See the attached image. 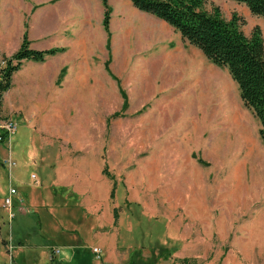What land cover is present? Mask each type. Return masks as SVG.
Segmentation results:
<instances>
[{
    "label": "rangeland",
    "instance_id": "obj_1",
    "mask_svg": "<svg viewBox=\"0 0 264 264\" xmlns=\"http://www.w3.org/2000/svg\"><path fill=\"white\" fill-rule=\"evenodd\" d=\"M86 1L87 17L84 0H0V40L27 24L32 47H65L52 82V57L25 61L13 75L24 106L11 142L0 141V264H13L3 249L22 216L41 236L34 243L54 240L36 221L31 228L30 216H110L104 228L79 224L93 263L264 264L261 123L227 67L131 0H109V51L101 0ZM214 6L226 20L236 15L246 35L259 27L264 38V17L245 3L207 0L206 9ZM47 10L57 36L43 43ZM58 166L68 168L65 191L55 185ZM11 187L18 194L10 222ZM53 198L64 210H53Z\"/></svg>",
    "mask_w": 264,
    "mask_h": 264
},
{
    "label": "trees",
    "instance_id": "obj_2",
    "mask_svg": "<svg viewBox=\"0 0 264 264\" xmlns=\"http://www.w3.org/2000/svg\"><path fill=\"white\" fill-rule=\"evenodd\" d=\"M245 3L252 14L264 17V0H235ZM132 4L148 14L167 22L182 37L197 46L213 63L227 67L238 84L240 97L245 106L259 118L260 136L264 142V38L256 27L251 36L246 35L234 15L226 20L218 6L212 11L205 8L207 0H131ZM103 6L102 25L108 35L107 48L111 50V13L109 0H101ZM27 26V25H26ZM65 51V47L36 49L31 46L28 30H25L20 47L10 56L4 55L0 68V107L3 96L13 85V75L24 60L43 62L47 57ZM111 62L110 56L107 66ZM65 68L60 75L63 76ZM59 79V80H60ZM121 88V87H120ZM124 97L123 109L128 108V94L120 89ZM112 190L111 196H114ZM115 224L118 214L114 211ZM132 260L131 264H137ZM139 264V263H138Z\"/></svg>",
    "mask_w": 264,
    "mask_h": 264
},
{
    "label": "crops",
    "instance_id": "obj_3",
    "mask_svg": "<svg viewBox=\"0 0 264 264\" xmlns=\"http://www.w3.org/2000/svg\"><path fill=\"white\" fill-rule=\"evenodd\" d=\"M86 4L87 1L84 0V5L82 6L84 7V10H82L81 12H84L87 17L89 8L87 7L88 4L87 6ZM52 17L53 15L49 14V11L47 10L45 14V20L43 21V24L46 25V30H43L40 34H38L41 39V42L43 43H47L49 39H52L57 36L55 35L54 30H52L50 27L47 28L48 23L51 22L50 20H52ZM26 25L25 30L27 29L28 36L30 35V37H32L31 32L29 34L28 25ZM25 30L23 26L16 25L12 29L5 32L4 37L0 40V57H3L7 54L11 55L20 47ZM1 45H5V48H2ZM51 46L64 47L62 43L53 44L51 42L49 43V46L34 48L47 49ZM58 54L59 53L49 56L52 57V63L50 65V70L47 76L49 82H52L54 79H56V77L59 76L62 68L61 63L59 62L60 60H58ZM25 61L33 60H24V62ZM53 62H59L60 64ZM44 78L45 75L43 76V79ZM23 92L24 91L21 86L16 85L15 80L13 78L12 87L8 91H6L3 96L2 106L0 107V119L11 117L18 123L16 117H19L20 113L18 115H16L15 113L22 109V107L24 106L22 99L20 98L21 93ZM54 171L57 175L54 179L55 185L64 188L65 191L66 189H68V168L58 166V168H54ZM54 190L56 191V194L60 193L58 189ZM64 191L63 193H65ZM53 199L54 202L52 206L55 207L53 208V210L56 212H58L59 209L64 210V205H62L60 202H55V198ZM26 217L27 216L21 217V224L17 232L15 230L13 231V233L10 232L9 242H7L8 248L5 249L7 247L6 246L3 249V251L5 250L4 255H9L13 264H99L96 259L94 260L95 263H93L89 260V257L86 258L88 256V251L86 249V239L84 238V236L83 238H81V236L80 238H77L79 232H82L81 235H83L82 227L81 229H79V224H82L84 220L92 219L95 223V226L98 225L99 227L104 228L106 225L105 222H109L110 216H30V221L32 224L31 228L33 227L36 221L40 225V231L48 235L52 240H54H47L46 243H34L36 236H41H39V234L37 233L36 236H33V231H31V229H28V227H24L25 224L23 223H25ZM12 219L9 216L10 222ZM113 220L115 224V218H113ZM108 238L111 239L110 237H103L102 235L99 236L100 240H108ZM56 240L60 243V245L57 243ZM100 243L104 245L102 242ZM54 246L60 248V253L55 255L52 254L51 251L52 247ZM108 259L110 261L112 260L114 263H117L118 261L117 258H113L112 255H109Z\"/></svg>",
    "mask_w": 264,
    "mask_h": 264
},
{
    "label": "built area",
    "instance_id": "obj_4",
    "mask_svg": "<svg viewBox=\"0 0 264 264\" xmlns=\"http://www.w3.org/2000/svg\"><path fill=\"white\" fill-rule=\"evenodd\" d=\"M18 127V123L16 120H14L13 118L9 117V118H4V119H0V141L3 142H11L12 140V135L13 133L17 130ZM16 162L13 161L11 159L10 164L13 165ZM35 178V175H34ZM18 194V190L15 187H11L10 188V193L9 195L6 197L5 202H4V206L9 210L10 213V218H14V214H13V198L15 195ZM20 202H23V199L20 198L19 199ZM20 210L26 212V209H24L23 207L20 206ZM52 254H58L60 253V248L57 246L52 247ZM92 252L94 254H96V256L98 258L101 257V252H102V248L99 246H94L92 249ZM53 256V255H52Z\"/></svg>",
    "mask_w": 264,
    "mask_h": 264
}]
</instances>
